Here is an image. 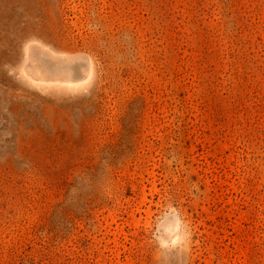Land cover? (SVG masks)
Listing matches in <instances>:
<instances>
[{"label": "rangeland", "instance_id": "rangeland-1", "mask_svg": "<svg viewBox=\"0 0 264 264\" xmlns=\"http://www.w3.org/2000/svg\"><path fill=\"white\" fill-rule=\"evenodd\" d=\"M0 264H264V0H9Z\"/></svg>", "mask_w": 264, "mask_h": 264}, {"label": "bare ground", "instance_id": "bare-ground-1", "mask_svg": "<svg viewBox=\"0 0 264 264\" xmlns=\"http://www.w3.org/2000/svg\"><path fill=\"white\" fill-rule=\"evenodd\" d=\"M9 0H0V17L4 15V9L6 8V3H8ZM176 230H178V226H176ZM175 229L172 231L174 232ZM176 237H179V234L176 233Z\"/></svg>", "mask_w": 264, "mask_h": 264}]
</instances>
